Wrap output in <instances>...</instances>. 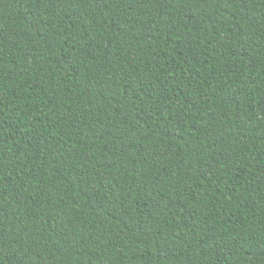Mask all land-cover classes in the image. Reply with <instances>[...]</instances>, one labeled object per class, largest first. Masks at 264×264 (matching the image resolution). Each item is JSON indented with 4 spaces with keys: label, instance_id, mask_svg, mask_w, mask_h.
Instances as JSON below:
<instances>
[{
    "label": "trees",
    "instance_id": "1",
    "mask_svg": "<svg viewBox=\"0 0 264 264\" xmlns=\"http://www.w3.org/2000/svg\"><path fill=\"white\" fill-rule=\"evenodd\" d=\"M0 264H264V0H0Z\"/></svg>",
    "mask_w": 264,
    "mask_h": 264
}]
</instances>
